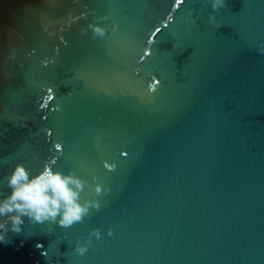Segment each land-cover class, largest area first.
Listing matches in <instances>:
<instances>
[{
  "label": "water",
  "instance_id": "1",
  "mask_svg": "<svg viewBox=\"0 0 264 264\" xmlns=\"http://www.w3.org/2000/svg\"><path fill=\"white\" fill-rule=\"evenodd\" d=\"M226 5L215 27L206 0H0V197L52 153L111 189L0 264H264V0Z\"/></svg>",
  "mask_w": 264,
  "mask_h": 264
},
{
  "label": "clouds",
  "instance_id": "2",
  "mask_svg": "<svg viewBox=\"0 0 264 264\" xmlns=\"http://www.w3.org/2000/svg\"><path fill=\"white\" fill-rule=\"evenodd\" d=\"M181 2L183 0H177V3ZM206 2L210 3L213 13L209 15V23L220 27L214 13L227 6L226 0H206ZM83 15L84 13H81V16ZM71 18L72 22L79 19V17ZM171 19L172 17L169 16V20ZM189 19H192L191 13H189ZM88 28L93 32V38L97 35H104V29L97 24L90 23ZM156 31L159 32L160 29L157 28ZM84 33L85 30L82 29L81 34ZM151 42L149 41V43ZM258 52L264 54V44L258 47ZM156 84H159L158 80H156ZM51 91L52 89L49 88L48 92ZM43 107L46 106L41 105V108ZM55 148L61 150V144L57 143ZM122 155L127 156V153H122ZM57 159L55 153H52L45 160L42 169L36 174H33L22 162L14 165L6 178V186L10 191L7 195L0 197V243H7L9 232L20 234L26 220L33 226L53 223L68 229L75 224L83 223L92 210L99 211L101 209L102 203L99 198L106 195L111 189L97 182L95 177H93V183L89 184L75 171L64 172L56 166ZM105 167L111 171L115 165L110 167L105 165ZM86 188H90L91 198L84 197ZM107 234L112 236V230L109 229ZM89 236L95 237L97 241L102 240L100 229H93ZM90 245L91 240H85L83 243L78 240L74 251L83 256Z\"/></svg>",
  "mask_w": 264,
  "mask_h": 264
}]
</instances>
